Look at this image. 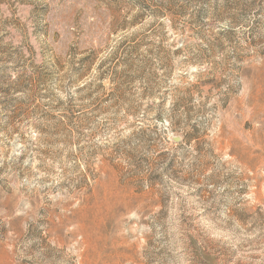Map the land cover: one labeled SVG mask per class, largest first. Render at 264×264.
I'll list each match as a JSON object with an SVG mask.
<instances>
[{
	"label": "rangeland",
	"instance_id": "rangeland-1",
	"mask_svg": "<svg viewBox=\"0 0 264 264\" xmlns=\"http://www.w3.org/2000/svg\"><path fill=\"white\" fill-rule=\"evenodd\" d=\"M0 264H264V0H0Z\"/></svg>",
	"mask_w": 264,
	"mask_h": 264
}]
</instances>
